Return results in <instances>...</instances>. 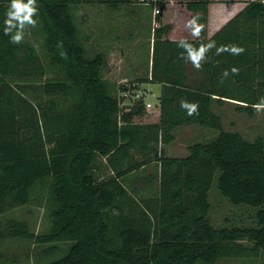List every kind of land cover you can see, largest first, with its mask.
<instances>
[{
    "label": "trees",
    "instance_id": "obj_1",
    "mask_svg": "<svg viewBox=\"0 0 264 264\" xmlns=\"http://www.w3.org/2000/svg\"><path fill=\"white\" fill-rule=\"evenodd\" d=\"M110 1L37 0L38 25L31 33L42 35L39 49L25 38L10 42L4 34L9 0H0V244L26 240L59 254L43 264L258 259L264 254V138L248 141L225 130L213 104L234 101L249 116L264 107V3L248 2L213 36L212 0H163L155 29L151 14L138 11V38L150 23L149 65L128 80L131 87L122 83L118 96L103 75L104 51L86 56L71 9ZM119 1L151 10L139 0ZM195 16L203 25L199 37L187 27ZM109 31L117 40L118 29ZM104 35L101 29L99 37ZM180 39L197 48L215 44L196 68L177 47ZM225 46L243 51H217ZM144 82L161 85L157 121H135L146 115L145 103L122 96ZM182 103H196L197 112L188 115ZM191 125L218 135L189 146L186 157L167 156L176 130ZM104 165L112 174L103 176ZM214 183L233 205L256 210L255 226L213 225ZM30 206L44 211L45 231H32L14 215Z\"/></svg>",
    "mask_w": 264,
    "mask_h": 264
},
{
    "label": "rangeland",
    "instance_id": "obj_2",
    "mask_svg": "<svg viewBox=\"0 0 264 264\" xmlns=\"http://www.w3.org/2000/svg\"><path fill=\"white\" fill-rule=\"evenodd\" d=\"M250 1L252 0H226L221 1V3L234 4V7L231 9L226 8L230 10L227 11L230 13L231 10L237 9L238 11L240 5H247ZM115 2L122 4L120 10L114 9L116 6L113 3ZM104 5L97 3L91 5L81 4L78 5L77 8L73 6L71 9L74 14L76 26L79 29L80 43L84 48L87 47L86 49H88L86 56L88 58H93L97 55V52L103 53L104 51L106 64L103 68V75L109 82L114 84L116 93L114 92L113 95L117 94L119 96V94H121L120 85L135 78V76L140 77L147 68V65H149L151 40L146 37L145 34L147 32L146 28L150 23L142 26V32L138 38V11L140 13H145L146 16L151 14L152 28L153 11L145 6L137 5L133 1L126 4L119 0H111L108 4ZM209 21L210 19L208 20V34L209 36H213L218 31L214 33L216 28L210 25ZM36 25H38V22ZM33 28V26L26 25L25 31L27 33H25L26 35L24 38L32 41L41 49L43 37L40 33L32 34L31 31ZM109 28L118 29L117 40L114 39V35L110 34ZM101 29L105 30L106 35L99 37ZM185 31L187 32V28H185ZM139 88L149 91L148 101H150L155 108H152L150 111L147 110L145 116L136 118L135 121H157L160 115L157 105L159 104L161 85L152 82H144ZM234 89H237V87L235 86ZM237 106L238 103L230 100L224 101L222 104L214 102V112L222 117L224 129L227 131L239 132L248 141H255L258 137L264 138V107L261 106L256 108L255 114L249 116L246 113L238 112ZM175 135L176 140L168 146L167 150L170 155L181 157L189 153V146L198 142H209L218 135V132L198 125H191L179 127ZM102 162L105 163V159H103ZM103 173V176L112 174L110 169L107 166L105 167V165L103 167ZM210 202L212 208L209 218L215 227L241 228L255 226L254 216L256 210L244 205H233L221 194L216 183H214L211 189ZM14 215L18 218L25 219L30 224L31 230L36 233L45 231L49 225L44 211L34 206H30L24 211L14 213ZM5 240L8 241L7 238ZM247 242V240L243 241L244 244ZM6 245H8L7 251H9V255L19 253V251H22V248L25 251H30L33 248V245L20 239L10 240ZM5 246H3V248ZM39 249H33V253H30L28 261L26 257H24L21 264H38L36 253ZM216 264H264V254L262 253L258 259L225 258L219 260Z\"/></svg>",
    "mask_w": 264,
    "mask_h": 264
},
{
    "label": "clouds",
    "instance_id": "obj_3",
    "mask_svg": "<svg viewBox=\"0 0 264 264\" xmlns=\"http://www.w3.org/2000/svg\"><path fill=\"white\" fill-rule=\"evenodd\" d=\"M264 3V0H261ZM39 9L37 6V0H9V5L5 13L4 20V34L9 35L10 42L13 44H20L25 35V26H36ZM199 17L195 16L188 21L187 27L191 29V34L195 37H199L203 28L199 22ZM177 47L186 50V56L191 61L194 67L200 68L201 61L205 59V53L211 49L215 42H209L200 47H193L192 44L186 39H180L177 42ZM228 50L234 54H238L243 51L240 47H221L217 51ZM238 69L233 67L232 72H237ZM227 75V72H225ZM183 108L187 110L188 115H193L197 112L198 105L196 103H182Z\"/></svg>",
    "mask_w": 264,
    "mask_h": 264
},
{
    "label": "crops",
    "instance_id": "obj_4",
    "mask_svg": "<svg viewBox=\"0 0 264 264\" xmlns=\"http://www.w3.org/2000/svg\"><path fill=\"white\" fill-rule=\"evenodd\" d=\"M218 1H220V2H218ZM221 1H226V0H212V3L209 6V9H210V13H209L210 21L209 22H210V25H212L216 28L214 30V33H215V31H218L220 28H222L227 22H229L233 17H235L239 12H241L246 6V5H240L238 8V11L236 9V10H231V12L228 13L227 11H230V10L226 9V8L231 9L232 7H234V4L221 3ZM225 9H226V11H225ZM139 75H141V74H139ZM128 79H131V78H128ZM133 79H138V77L135 76V78H133ZM158 113L160 114V110ZM168 146H167V148H168ZM167 148H166V153H168ZM187 155H188V153L185 156L180 157V156H176V155H170L168 153L169 157H177V158L186 157ZM149 172H151V171H149ZM130 182H131L130 185H132V187L134 189L138 188V180L137 181L131 180ZM7 239H8V241H10V240L13 241V238H11V239L7 238ZM8 241L4 239L0 244V254H1L0 264H21L22 259L24 257H26V259L28 261V259L30 257V253L31 254L33 253V249H39V248L40 249L36 253L37 261L39 262L38 264H43L46 261L59 256V254H57V253L52 254V251L46 250L44 248L45 246L37 247L34 243H32L30 241H27V243L33 245L32 250L25 251L22 248V251H19V253H14L12 255H9V251H7L8 245H6V244H8ZM23 241H26V240H23ZM3 246H5V247L3 248ZM22 247H24V246H22Z\"/></svg>",
    "mask_w": 264,
    "mask_h": 264
},
{
    "label": "built area",
    "instance_id": "obj_5",
    "mask_svg": "<svg viewBox=\"0 0 264 264\" xmlns=\"http://www.w3.org/2000/svg\"><path fill=\"white\" fill-rule=\"evenodd\" d=\"M138 1V0H137ZM163 0H139L140 3L150 6L153 11V29L160 26L159 17L162 14L161 2ZM125 84L131 87V84L126 81ZM149 91L143 88H132L122 93V96L131 98L134 101H141L145 103L146 110L150 111L155 108L154 105L148 101Z\"/></svg>",
    "mask_w": 264,
    "mask_h": 264
},
{
    "label": "water",
    "instance_id": "obj_6",
    "mask_svg": "<svg viewBox=\"0 0 264 264\" xmlns=\"http://www.w3.org/2000/svg\"><path fill=\"white\" fill-rule=\"evenodd\" d=\"M123 107L126 108V109H129L131 107V104H124Z\"/></svg>",
    "mask_w": 264,
    "mask_h": 264
}]
</instances>
